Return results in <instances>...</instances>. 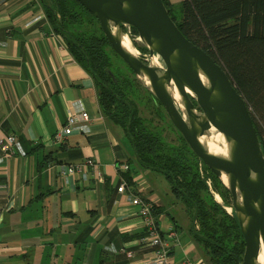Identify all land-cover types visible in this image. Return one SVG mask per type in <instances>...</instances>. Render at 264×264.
I'll return each mask as SVG.
<instances>
[{"label": "crops", "instance_id": "0c3cea01", "mask_svg": "<svg viewBox=\"0 0 264 264\" xmlns=\"http://www.w3.org/2000/svg\"><path fill=\"white\" fill-rule=\"evenodd\" d=\"M76 110L89 121L54 142ZM8 134L20 152L0 160V264L148 262L152 252L138 243L144 228L132 197L152 200L160 211L153 215L169 264H206L185 213L164 182L133 163L122 130L100 111L92 77L52 30L38 0H0V138ZM88 158L100 178L60 176L61 167ZM121 163L130 170L119 172ZM120 248L134 256L113 251Z\"/></svg>", "mask_w": 264, "mask_h": 264}, {"label": "trees", "instance_id": "16d2710c", "mask_svg": "<svg viewBox=\"0 0 264 264\" xmlns=\"http://www.w3.org/2000/svg\"><path fill=\"white\" fill-rule=\"evenodd\" d=\"M38 2L52 30L92 77L100 111L122 130L133 163L164 179L173 204L188 219V231L206 264H242L245 243L228 189L169 120L176 142L167 141L153 118L143 115L144 108H150L160 120L167 117L153 94L111 49L98 20L76 0ZM162 2L183 36L224 68L247 104L264 154V0H182L179 17L174 16L169 0ZM130 29L132 38L137 36ZM137 49L148 53L144 46ZM152 212L160 211L153 206Z\"/></svg>", "mask_w": 264, "mask_h": 264}, {"label": "water", "instance_id": "95a60500", "mask_svg": "<svg viewBox=\"0 0 264 264\" xmlns=\"http://www.w3.org/2000/svg\"><path fill=\"white\" fill-rule=\"evenodd\" d=\"M76 1L98 20L114 53L161 104L190 150L228 189L245 243L242 264H256L260 243L264 248V154L247 104L224 68L183 36L162 0ZM124 26L136 30L149 57L156 55L164 68L143 63L122 47L119 35L126 34ZM171 86L181 99L185 119L168 92ZM212 127L228 145L227 158L211 154L199 140Z\"/></svg>", "mask_w": 264, "mask_h": 264}, {"label": "built area", "instance_id": "2783aa9c", "mask_svg": "<svg viewBox=\"0 0 264 264\" xmlns=\"http://www.w3.org/2000/svg\"><path fill=\"white\" fill-rule=\"evenodd\" d=\"M124 27H128L131 30L129 26ZM127 35H130V32ZM88 121L89 116L83 110H76L69 114L65 125L54 136V142H59L64 136L69 135L75 127L80 124H85ZM16 152H20V146L14 134H8L5 138H0V160L11 158ZM97 167L96 161L93 158H88L81 163H72L61 167L59 173L62 177L76 175L82 182H86L91 174L98 178L101 177V172L98 171ZM117 170L125 173L130 170V166L126 163H121L117 165ZM207 184L209 185V181H207ZM125 187L126 183L122 182L117 187V191L122 192ZM130 203L137 207L143 222L144 232L138 239V243L142 247L149 248L152 252L151 259L144 264H169V246L167 241L161 236L152 212L153 206H155L154 202L152 200L140 199L139 197H132ZM169 235L170 237H175L174 232H171ZM113 251L116 253H125L129 259L134 256L133 252L125 250L124 248Z\"/></svg>", "mask_w": 264, "mask_h": 264}, {"label": "bare ground", "instance_id": "6f19581e", "mask_svg": "<svg viewBox=\"0 0 264 264\" xmlns=\"http://www.w3.org/2000/svg\"><path fill=\"white\" fill-rule=\"evenodd\" d=\"M114 34L117 35L116 33H114ZM119 36H120L122 47L127 52H129L133 57H136V51H134V49L130 46L128 36L126 34H122ZM150 61H151L150 66L161 68V65L158 61V57L156 55H154L152 58H150ZM141 80L146 85L149 84L147 79L141 78ZM201 80L206 85V87L209 88V86L207 84V80L203 76H201ZM168 92L174 98L175 103H176L175 105H176L177 109L180 111L182 117L185 119V110H184V107L182 105L181 99H180L177 91L174 88H172V86H171L170 88H168ZM199 140L203 144V146L209 150V152L211 154H213L217 157H221V158H227L228 157V145L225 143L223 136L221 134H219L214 127H212L207 132L206 135L200 137ZM221 179L224 183H227V178L225 176H222ZM218 199H219V197H217L216 200L218 201ZM227 210H229V208H227ZM256 264H264V248H263L262 243H260V246H259V253H258L257 260H256Z\"/></svg>", "mask_w": 264, "mask_h": 264}, {"label": "rangeland", "instance_id": "374dc122", "mask_svg": "<svg viewBox=\"0 0 264 264\" xmlns=\"http://www.w3.org/2000/svg\"><path fill=\"white\" fill-rule=\"evenodd\" d=\"M181 1L182 0H169V2L171 3V5L173 7L172 12H173L175 17L180 16ZM123 32L126 34L128 32H130V35H128L129 42H130V46L134 49V51H136V58L139 59L141 62L150 65L151 61H150V57H149L148 53H146V54L140 53V51L137 49L138 46H143L142 42L139 41L138 36H135L132 38L133 35H131V31L129 30L128 27H123ZM113 60L116 61L115 58ZM158 61L161 65V67L164 68V65H163V62L161 61V59L158 58ZM118 65L120 66V68L123 69L122 65H120V64H118ZM143 115L145 117H148V118H153L154 124L157 125L158 128L163 130V135L167 141H169V142H176L177 141V138H178L177 133L175 132V130H173L170 127V125L167 121V120H169L168 117H164L163 120H160L158 117H156V115L154 113H152L150 108H146V109L144 108ZM152 174H153L154 178L158 177L162 182H164L163 184H165V181L161 176L156 175L154 173H152ZM213 194H214L215 199H217V197H219V196H217V194H215V193H213ZM218 202H221L220 198L218 199ZM227 211L231 212V209L229 208V210H227Z\"/></svg>", "mask_w": 264, "mask_h": 264}]
</instances>
